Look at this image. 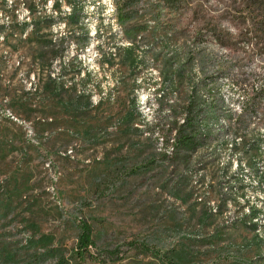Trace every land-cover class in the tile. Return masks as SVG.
Returning a JSON list of instances; mask_svg holds the SVG:
<instances>
[{"label":"rangeland","instance_id":"374dc122","mask_svg":"<svg viewBox=\"0 0 264 264\" xmlns=\"http://www.w3.org/2000/svg\"><path fill=\"white\" fill-rule=\"evenodd\" d=\"M129 6L125 26L114 0H0V264H96L75 256L81 218L102 249L122 246L114 264H264L255 0ZM202 82L219 135L175 169L171 106ZM62 87L78 105L53 101Z\"/></svg>","mask_w":264,"mask_h":264},{"label":"trees","instance_id":"16d2710c","mask_svg":"<svg viewBox=\"0 0 264 264\" xmlns=\"http://www.w3.org/2000/svg\"><path fill=\"white\" fill-rule=\"evenodd\" d=\"M186 0H171V4L175 7H179ZM65 2L73 9L80 0H65ZM117 11H119L120 24L126 26V21H133L135 16H129L125 13L128 7H130V0H114ZM174 2L175 5H174ZM257 11L260 13L261 23L255 25L254 31L260 37H264V0H255ZM58 6V4H57ZM128 13V12H127ZM75 15L72 14L71 16ZM125 19V20H124ZM76 23V21H75ZM138 37V33L135 34ZM129 40H133L129 35ZM7 43V40L6 42ZM133 46V44H131ZM3 60L0 58V65ZM172 67V65H171ZM224 66H218L217 72L224 73ZM185 68L184 66L178 67L173 73L171 72L170 81L175 85L181 82L184 78ZM53 80L49 78L48 84H52ZM202 84V85H201ZM49 87V86H47ZM202 89L206 87L202 83H199L197 87L193 88L191 96L188 99V104L182 108L181 113H177L175 107L171 106V125L168 130L169 140L171 142L169 148L171 149V159L173 160V167L177 169L179 166L187 167L193 155L198 153L206 143L215 141L219 134L215 133L212 128L214 122L217 121V101L213 96L206 97L201 94ZM68 89L65 87L59 88V94L53 99L57 104L62 105L65 108L78 105V99L82 96H78L75 100H69L67 103H60V99H64L67 95ZM264 93V88L254 92V96L250 99L249 105L251 107L257 106L258 98H261ZM102 103V100L99 104ZM91 105V104H89ZM89 107H80V110L89 111ZM179 114L183 118L179 119ZM51 125V124H50ZM221 133V132H219ZM79 234L77 238V244L75 247V256L81 261H93L96 264H114L123 260L124 251L122 246H118L115 249H102L94 237V228L90 221L86 218L79 220ZM129 249L138 251L142 254H155L154 249L146 244H140L138 242H130ZM95 251V252H94ZM96 253V254H94Z\"/></svg>","mask_w":264,"mask_h":264}]
</instances>
